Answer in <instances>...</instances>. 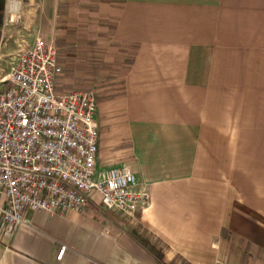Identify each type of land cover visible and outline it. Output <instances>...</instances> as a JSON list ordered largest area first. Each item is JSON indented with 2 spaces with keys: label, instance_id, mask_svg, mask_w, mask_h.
Segmentation results:
<instances>
[{
  "label": "crops",
  "instance_id": "0c3cea01",
  "mask_svg": "<svg viewBox=\"0 0 264 264\" xmlns=\"http://www.w3.org/2000/svg\"><path fill=\"white\" fill-rule=\"evenodd\" d=\"M44 7L56 84L96 79L94 175L127 167L149 203L26 210L0 264H264V0H3L0 47L44 38Z\"/></svg>",
  "mask_w": 264,
  "mask_h": 264
},
{
  "label": "built area",
  "instance_id": "2783aa9c",
  "mask_svg": "<svg viewBox=\"0 0 264 264\" xmlns=\"http://www.w3.org/2000/svg\"><path fill=\"white\" fill-rule=\"evenodd\" d=\"M12 56L11 68L0 76L1 224L11 232L26 221V210H82L94 194L105 208L127 216L147 205L148 191L136 186L127 167L94 175L95 95L57 91L53 42L36 38Z\"/></svg>",
  "mask_w": 264,
  "mask_h": 264
},
{
  "label": "rangeland",
  "instance_id": "374dc122",
  "mask_svg": "<svg viewBox=\"0 0 264 264\" xmlns=\"http://www.w3.org/2000/svg\"><path fill=\"white\" fill-rule=\"evenodd\" d=\"M43 3H46V0H42ZM1 21H0V33H1V29H2V23L4 21L5 15H4V10L3 8L1 9ZM43 13L41 16L40 14ZM47 16V9L44 7V9L40 10L38 12V19L36 21L35 26H39L40 30L38 35H42V39L48 41L47 39H45V36L43 34L44 29H45V17ZM42 25V26H41ZM37 29V28H36ZM36 30H33V34L31 35V37H29V41L30 42H34L36 40ZM50 41V40H49ZM77 43V42H75ZM55 46V45H54ZM56 48V47H55ZM13 45L12 42H10L8 44V46H4V47H0V76L7 73L9 71V69L11 68V65L13 63V59L14 57L12 56L13 54H15L13 51ZM75 49V48H74ZM7 52V53H6ZM78 65H75V63H72V68L73 67H77ZM71 69V66H70ZM95 68H93L94 70ZM72 75L71 78H69L70 80H68L67 82H64V77L60 78V80L58 81V83L56 84L57 86V91L59 92H67L70 90H74L76 88L78 89H88V90H94V81L96 79L91 78L90 74L89 75ZM95 76V75H94Z\"/></svg>",
  "mask_w": 264,
  "mask_h": 264
},
{
  "label": "flooded vegetation",
  "instance_id": "af4514ba",
  "mask_svg": "<svg viewBox=\"0 0 264 264\" xmlns=\"http://www.w3.org/2000/svg\"><path fill=\"white\" fill-rule=\"evenodd\" d=\"M0 8L2 9V6H1V5H0ZM1 9H0V13H1V11H2ZM0 21H1V15H0Z\"/></svg>",
  "mask_w": 264,
  "mask_h": 264
},
{
  "label": "trees",
  "instance_id": "16d2710c",
  "mask_svg": "<svg viewBox=\"0 0 264 264\" xmlns=\"http://www.w3.org/2000/svg\"><path fill=\"white\" fill-rule=\"evenodd\" d=\"M3 0H0V5L2 6ZM1 9V8H0Z\"/></svg>",
  "mask_w": 264,
  "mask_h": 264
}]
</instances>
